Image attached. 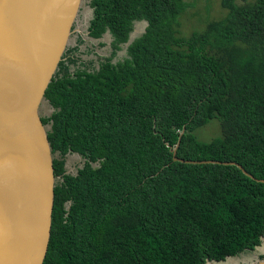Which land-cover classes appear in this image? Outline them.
Listing matches in <instances>:
<instances>
[{
  "label": "trees",
  "instance_id": "obj_1",
  "mask_svg": "<svg viewBox=\"0 0 264 264\" xmlns=\"http://www.w3.org/2000/svg\"><path fill=\"white\" fill-rule=\"evenodd\" d=\"M220 3L222 19L181 36L185 0H89L88 36L108 33L111 51L78 63L79 38L44 95L55 185L42 264H203L259 244L264 182L170 150L180 137L177 157L264 179V0ZM212 118L221 135L200 141Z\"/></svg>",
  "mask_w": 264,
  "mask_h": 264
},
{
  "label": "water",
  "instance_id": "obj_2",
  "mask_svg": "<svg viewBox=\"0 0 264 264\" xmlns=\"http://www.w3.org/2000/svg\"><path fill=\"white\" fill-rule=\"evenodd\" d=\"M82 1L0 0V264H42L46 256L55 174L39 108L69 46ZM179 142L180 137L170 148L174 161L235 165L264 182L235 161L179 158ZM256 247L264 252V234ZM249 264H264V253Z\"/></svg>",
  "mask_w": 264,
  "mask_h": 264
},
{
  "label": "rangeland",
  "instance_id": "obj_3",
  "mask_svg": "<svg viewBox=\"0 0 264 264\" xmlns=\"http://www.w3.org/2000/svg\"><path fill=\"white\" fill-rule=\"evenodd\" d=\"M187 6L183 12L177 17L178 34L188 36L192 32L202 31L206 23L210 20L222 19L227 10L221 6L220 0H185ZM92 10L89 5V0H83L81 11L79 12L76 24H74V32L71 34L69 45L74 46L79 38H83L86 42L80 44L78 49L74 51L75 56L79 58L78 63L84 61V64L94 66L97 64L96 54L106 56L110 54V35L105 33L100 39H94L88 36V22L91 17ZM145 21H136L133 30L130 32V39L139 36L144 28ZM103 43V44H102ZM126 44L117 51L113 60L122 58L126 54ZM91 61V62H90ZM52 112V107L47 99H43L39 108L41 117H47ZM46 127L48 125L46 124ZM197 139L200 141H210L221 135L220 123L216 118L207 121L206 124L198 127L194 131ZM82 159L76 153H70L66 159V170L70 173H75L76 168L80 167ZM264 252L256 247L254 249H246L233 258L241 264H249L257 256H262Z\"/></svg>",
  "mask_w": 264,
  "mask_h": 264
},
{
  "label": "bare ground",
  "instance_id": "obj_4",
  "mask_svg": "<svg viewBox=\"0 0 264 264\" xmlns=\"http://www.w3.org/2000/svg\"><path fill=\"white\" fill-rule=\"evenodd\" d=\"M207 264H238L235 260H233L232 258H229L227 261L225 262H220V263H207Z\"/></svg>",
  "mask_w": 264,
  "mask_h": 264
},
{
  "label": "flooded vegetation",
  "instance_id": "obj_5",
  "mask_svg": "<svg viewBox=\"0 0 264 264\" xmlns=\"http://www.w3.org/2000/svg\"><path fill=\"white\" fill-rule=\"evenodd\" d=\"M74 28V27H73ZM84 40V42H86V40L85 39H83ZM67 50V49H66ZM65 53V52H64Z\"/></svg>",
  "mask_w": 264,
  "mask_h": 264
}]
</instances>
